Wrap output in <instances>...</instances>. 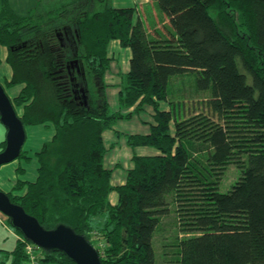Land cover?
Returning <instances> with one entry per match:
<instances>
[{
  "label": "trees",
  "instance_id": "1",
  "mask_svg": "<svg viewBox=\"0 0 264 264\" xmlns=\"http://www.w3.org/2000/svg\"><path fill=\"white\" fill-rule=\"evenodd\" d=\"M153 1L160 25L150 26L135 6L109 0H42L27 14L3 0L6 84L19 89L11 96L2 84L25 127H54L35 152L36 177L19 180L20 194L6 192L45 227L85 234L103 264H158L154 238L170 201L176 264H264V0ZM113 39L131 49L117 110L105 91ZM187 73L208 94L202 109L170 95L173 77ZM147 107L149 133L125 137L159 153H134L114 185L104 131ZM23 157L33 158L22 148ZM231 164L240 175L222 191ZM18 232L12 249L0 248L8 264H27L29 240ZM38 253L41 264H76L60 250Z\"/></svg>",
  "mask_w": 264,
  "mask_h": 264
},
{
  "label": "rangeland",
  "instance_id": "2",
  "mask_svg": "<svg viewBox=\"0 0 264 264\" xmlns=\"http://www.w3.org/2000/svg\"><path fill=\"white\" fill-rule=\"evenodd\" d=\"M109 3L116 4L114 0H109ZM41 4L38 5V9H40ZM153 8L158 10L157 5H148L146 7V13L148 17H153L154 21L160 25L158 20V15H155L152 11ZM214 13L217 10H212ZM216 14V13H215ZM147 24L151 26L150 21L148 19H144ZM118 40V39H113ZM117 41H112L109 44V54L110 52L115 54L116 50V59L114 60L117 70H120L119 74H123L127 71L129 67V55L130 50L128 47H124L121 45L119 51L117 48L119 47V43ZM6 51L8 53V49L5 45L0 44V82L4 83L7 87V91L11 96H14L16 91L19 87L16 86H7L6 84V75H10L11 68L9 63L6 61ZM8 55V54H7ZM128 55V57L126 56ZM6 56V57H5ZM112 56V55H111ZM113 58V56H112ZM111 70V69H110ZM114 70V69H113ZM118 72V71H117ZM109 74V73H108ZM113 74V73H111ZM118 76V75H116ZM115 78V77H114ZM120 80L119 76L117 77L116 81ZM196 78L193 75H189L188 73L183 75H178L173 77L170 85H169V92L171 97L178 99V98H186L187 104L189 103L190 106H196V109H202L204 107V103L208 98L207 93L200 92L196 89L194 82ZM193 108V107H192ZM22 112V108H20ZM147 117L146 115L144 116ZM116 127L119 129H123V131L130 132L131 129L134 128L135 123L129 119L118 120L115 123ZM114 125V126H115ZM27 138L23 148L26 150L27 155H32L33 158L27 160L26 158H17L14 161L4 163L0 166V188L3 191H12L15 194H20L22 191L15 189V186L18 184L19 180L24 179H34L37 175V164L38 160L35 156V152L42 146L44 141H48L52 138L54 134V127L44 125H30L25 127ZM110 129H106L105 131V139L107 144L113 141V138H110L111 132ZM6 135V127L0 121V142L4 139ZM116 137L121 136L115 133ZM131 146V145H130ZM133 147V146H131ZM135 147V146H134ZM133 147V148H134ZM137 148V146H136ZM114 153L111 152V148L108 150L105 163L108 164V161L111 162V157ZM204 153H200V157H202ZM109 158V159H108ZM123 165L125 164V159L122 160ZM23 164L26 168V172L21 174L17 171V167ZM109 165V164H108ZM240 175V169L235 165L231 164L225 174L223 175V179L220 183V189L222 191H226L230 188L232 182H234ZM170 201V200H169ZM176 203L170 201L169 204V212L167 215L161 217V223L156 231L155 238H154V247L156 249V254L158 256V264H176V258L178 257V248L176 245H172L173 242L176 241V234L178 231L177 223H176ZM0 248L11 249L17 239V232L8 221V216L3 214L0 211ZM19 237L24 239V237L18 232ZM183 235V234H181ZM167 245V246H166ZM8 257L4 255L2 251H0V261H5L3 264H8Z\"/></svg>",
  "mask_w": 264,
  "mask_h": 264
},
{
  "label": "water",
  "instance_id": "3",
  "mask_svg": "<svg viewBox=\"0 0 264 264\" xmlns=\"http://www.w3.org/2000/svg\"><path fill=\"white\" fill-rule=\"evenodd\" d=\"M82 91L86 96L83 88ZM0 121L6 127V146L0 151L1 166L20 156L27 138L24 122L1 82ZM0 211L10 218L11 224L20 230L27 240L39 247L63 251L76 264H103L99 250L85 234L77 232L65 223H59L53 228L45 227L21 204L12 201L9 194L1 188Z\"/></svg>",
  "mask_w": 264,
  "mask_h": 264
},
{
  "label": "crops",
  "instance_id": "4",
  "mask_svg": "<svg viewBox=\"0 0 264 264\" xmlns=\"http://www.w3.org/2000/svg\"><path fill=\"white\" fill-rule=\"evenodd\" d=\"M41 1L42 0H8L9 4L19 14H27L30 10L37 8L38 5L41 4ZM114 1L116 2V4H114L115 6H135L137 9L138 15H140L143 19L147 18L148 22L150 21L151 24L155 23V21L153 19L154 16H152L150 18L147 16V13H146V7L148 5H150V4L153 6L155 5L153 0H114ZM2 4H3V0H0V9L2 7ZM157 11L158 10H155L153 8L152 15H153V13H155V15H158ZM112 41H117L116 43H119V47L117 48V50L119 51V48L121 47L120 41L119 40H112ZM129 50H130V55H129L128 60H130V57H131V49L129 48ZM7 54L8 53L6 51V56H7ZM109 55L113 56V61L111 64V70L108 72L109 74L107 73L105 75V83H106L105 91H106L107 96L109 98L111 107L114 110H117L119 108L118 96H119V90L121 87L123 74H119L120 70H117L116 65H114V63H115L114 60L117 57L116 56V50H115V54L110 52ZM126 56L128 57V55H126ZM128 70H129V67H128L127 71ZM127 71H125V72H127ZM111 73H113V74H111ZM11 74H12V70H11L10 75L9 76L6 75V77H8V78L11 77ZM116 75H118L120 78V80L118 82L116 81V79L118 77ZM16 87H19V86H16ZM168 107H169V103L164 102L163 108L167 109ZM133 109H134V107L124 109L123 112L124 113L130 112ZM152 113H153L152 108L147 107L141 113H135L133 116H131L129 118L119 119V121L124 120V119H129L135 123V126L133 129L130 130V132L123 131V129H119L118 127H116V125L114 126V128H110L109 131L112 133L110 138H113V141L109 142L108 144H107L106 139H105V131L106 130L104 131L105 143L109 149L111 148V152L114 153L111 157V162L108 161L109 165L106 164L108 167L114 168L113 174H112V183L114 185L122 184L125 182L127 169L130 168L131 166H133L132 157H133L134 153L143 154V155L144 154L159 153V151L155 147L146 146V145H138L137 148L136 147L133 148L127 143V139L125 137V133H149L150 125L153 122ZM145 115L147 116L146 118L144 117ZM116 132H117V134H119L121 136H117V138H115ZM123 159H125L124 165L122 163ZM118 197L119 196H118V193L116 190L111 191V193L109 195V199L112 203H116L118 201ZM15 244H16V242H15ZM15 244H14V246H15Z\"/></svg>",
  "mask_w": 264,
  "mask_h": 264
},
{
  "label": "built area",
  "instance_id": "5",
  "mask_svg": "<svg viewBox=\"0 0 264 264\" xmlns=\"http://www.w3.org/2000/svg\"><path fill=\"white\" fill-rule=\"evenodd\" d=\"M25 247L27 253V264H41L40 255L38 253L40 247L31 241L27 242Z\"/></svg>",
  "mask_w": 264,
  "mask_h": 264
},
{
  "label": "flooded vegetation",
  "instance_id": "6",
  "mask_svg": "<svg viewBox=\"0 0 264 264\" xmlns=\"http://www.w3.org/2000/svg\"><path fill=\"white\" fill-rule=\"evenodd\" d=\"M77 63V62H76ZM78 64V63H77ZM78 66V65H77Z\"/></svg>",
  "mask_w": 264,
  "mask_h": 264
}]
</instances>
